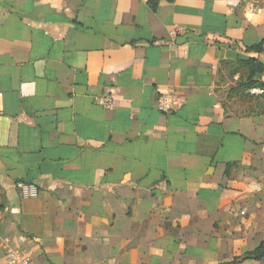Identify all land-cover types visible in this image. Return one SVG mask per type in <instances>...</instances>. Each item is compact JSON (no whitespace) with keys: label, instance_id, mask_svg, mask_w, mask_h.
I'll return each instance as SVG.
<instances>
[{"label":"crops","instance_id":"crops-1","mask_svg":"<svg viewBox=\"0 0 264 264\" xmlns=\"http://www.w3.org/2000/svg\"><path fill=\"white\" fill-rule=\"evenodd\" d=\"M150 1L0 0V264L7 247L35 264H234L264 241V99L239 90L243 63L264 67L245 51L264 16L244 15L264 0Z\"/></svg>","mask_w":264,"mask_h":264},{"label":"built area","instance_id":"built-area-1","mask_svg":"<svg viewBox=\"0 0 264 264\" xmlns=\"http://www.w3.org/2000/svg\"><path fill=\"white\" fill-rule=\"evenodd\" d=\"M171 36H176L177 31L174 30L170 33ZM249 97H262L264 91L261 88H251L246 91ZM117 93L114 89L105 90L100 96L95 98V103L102 107L104 110H113L116 105ZM176 103V98L173 95L160 96L157 100L156 110L162 114H170L173 110V106ZM14 188L17 190L20 198L25 200H32L38 197V189L35 185L26 182H16ZM6 262L7 264H35L30 257L23 253L16 252L11 248L7 247Z\"/></svg>","mask_w":264,"mask_h":264},{"label":"trees","instance_id":"trees-1","mask_svg":"<svg viewBox=\"0 0 264 264\" xmlns=\"http://www.w3.org/2000/svg\"><path fill=\"white\" fill-rule=\"evenodd\" d=\"M168 2H174V0H167ZM150 7L152 10L156 9V6L158 4V0H152L149 2ZM246 52H253V53H262L264 52V40H262L260 43L249 47V48H245ZM247 70H248V75L244 81V83H242V85H240V89L241 92H246L248 89L251 88H261L264 91V84L262 83H258L256 81H254V77L258 76L260 74L263 73L264 71V67L262 66V64H260L257 60L255 59H250L249 61L245 62L242 64ZM262 99H264V95L261 97ZM264 258V241H262L259 246L254 249L253 251L247 252L243 255V257L239 258L238 260L240 261H254V262H259ZM235 260L234 264L238 261Z\"/></svg>","mask_w":264,"mask_h":264},{"label":"clouds","instance_id":"clouds-1","mask_svg":"<svg viewBox=\"0 0 264 264\" xmlns=\"http://www.w3.org/2000/svg\"><path fill=\"white\" fill-rule=\"evenodd\" d=\"M228 2L236 3L238 0H228ZM244 15L246 20L255 23L259 21L261 16H264V9H257L255 13L252 10H247Z\"/></svg>","mask_w":264,"mask_h":264}]
</instances>
